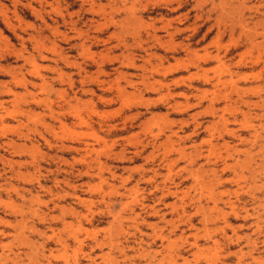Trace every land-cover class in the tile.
<instances>
[{
	"label": "rangeland",
	"instance_id": "374dc122",
	"mask_svg": "<svg viewBox=\"0 0 264 264\" xmlns=\"http://www.w3.org/2000/svg\"><path fill=\"white\" fill-rule=\"evenodd\" d=\"M0 264H264V0H0Z\"/></svg>",
	"mask_w": 264,
	"mask_h": 264
},
{
	"label": "bare ground",
	"instance_id": "6f19581e",
	"mask_svg": "<svg viewBox=\"0 0 264 264\" xmlns=\"http://www.w3.org/2000/svg\"><path fill=\"white\" fill-rule=\"evenodd\" d=\"M90 24V23H89ZM78 32V31H77ZM153 35V34H152ZM40 48V47H39ZM62 58V57H61ZM63 59V58H62ZM66 60V59H65ZM245 103V102H244ZM230 166V165H229ZM170 171V170H169ZM207 232V231H206ZM197 245V244H196ZM201 251V250H200ZM200 254V253H199ZM199 256V255H198ZM198 256H196V258L198 257Z\"/></svg>",
	"mask_w": 264,
	"mask_h": 264
}]
</instances>
